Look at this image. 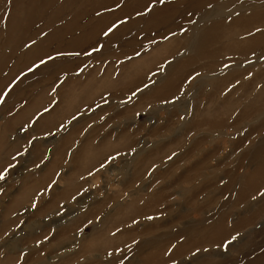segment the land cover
<instances>
[{
  "label": "rangeland",
  "instance_id": "obj_1",
  "mask_svg": "<svg viewBox=\"0 0 264 264\" xmlns=\"http://www.w3.org/2000/svg\"><path fill=\"white\" fill-rule=\"evenodd\" d=\"M263 175L264 0H0V264H264Z\"/></svg>",
  "mask_w": 264,
  "mask_h": 264
},
{
  "label": "bare ground",
  "instance_id": "obj_2",
  "mask_svg": "<svg viewBox=\"0 0 264 264\" xmlns=\"http://www.w3.org/2000/svg\"><path fill=\"white\" fill-rule=\"evenodd\" d=\"M19 1V0H18ZM47 2V1H46ZM28 6V5H27ZM26 7V6H25ZM20 9V8H19ZM25 11V10H24ZM16 20H17V18H15ZM21 19V18H20ZM16 22V21H15ZM20 24H22V23H20ZM16 25V24H15ZM10 31V30H9ZM260 171V170H259ZM252 173H253V171H252ZM258 176V175H257ZM264 176V175H263ZM251 178V177H250ZM246 179V178H245ZM251 180L253 181V180H260V178H251ZM253 187V186H252ZM257 190V189H256ZM127 210H128V213H130V212H133L134 211V209L135 208H133V206H132V203L131 204H129V205H127V208H126ZM136 210V209H135ZM127 214V213H126ZM129 215H134V214H129ZM216 229V230H215ZM214 230H215V232L214 233H216V234H218L216 237H214V239L216 240V241H218L219 242V239L221 238V236L223 235V232H222V230H221V225L220 224H217V225H215V228H214ZM235 230V229H234ZM228 231V230H227ZM235 232V231H234ZM225 234V233H224ZM213 236V235H212ZM223 239V238H222Z\"/></svg>",
  "mask_w": 264,
  "mask_h": 264
},
{
  "label": "snow or ice",
  "instance_id": "obj_3",
  "mask_svg": "<svg viewBox=\"0 0 264 264\" xmlns=\"http://www.w3.org/2000/svg\"><path fill=\"white\" fill-rule=\"evenodd\" d=\"M160 3H164V0H160ZM137 14L139 15L140 13H137ZM111 30H112V29L110 28V29H109V32H110ZM106 34H107V33H105V35H106ZM48 59H53V57L49 56ZM39 63H40V64H44V63H46V61H45L44 59H41ZM233 239H235V237H233Z\"/></svg>",
  "mask_w": 264,
  "mask_h": 264
}]
</instances>
